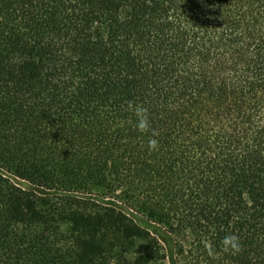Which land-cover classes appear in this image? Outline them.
Listing matches in <instances>:
<instances>
[{
  "label": "trees",
  "instance_id": "1",
  "mask_svg": "<svg viewBox=\"0 0 264 264\" xmlns=\"http://www.w3.org/2000/svg\"><path fill=\"white\" fill-rule=\"evenodd\" d=\"M0 264H264V0H0Z\"/></svg>",
  "mask_w": 264,
  "mask_h": 264
},
{
  "label": "clouds",
  "instance_id": "2",
  "mask_svg": "<svg viewBox=\"0 0 264 264\" xmlns=\"http://www.w3.org/2000/svg\"><path fill=\"white\" fill-rule=\"evenodd\" d=\"M129 111L137 118L136 128L142 134H151V138L148 141V148L150 151L158 149V140L155 137L159 136V132L151 127L149 120V111L143 104H136L132 101L127 103ZM222 245L225 251H231L233 253H239L242 250V244L238 235L228 234L222 240Z\"/></svg>",
  "mask_w": 264,
  "mask_h": 264
}]
</instances>
